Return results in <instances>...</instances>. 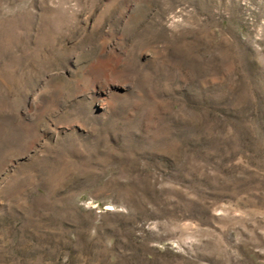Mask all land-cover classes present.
<instances>
[{
	"label": "rangeland",
	"instance_id": "rangeland-1",
	"mask_svg": "<svg viewBox=\"0 0 264 264\" xmlns=\"http://www.w3.org/2000/svg\"><path fill=\"white\" fill-rule=\"evenodd\" d=\"M0 264H264V0H0Z\"/></svg>",
	"mask_w": 264,
	"mask_h": 264
}]
</instances>
